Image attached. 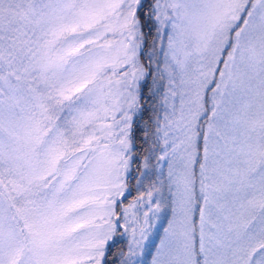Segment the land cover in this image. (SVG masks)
<instances>
[{
	"label": "snow or ice",
	"instance_id": "snow-or-ice-1",
	"mask_svg": "<svg viewBox=\"0 0 264 264\" xmlns=\"http://www.w3.org/2000/svg\"><path fill=\"white\" fill-rule=\"evenodd\" d=\"M0 264H264V0H0Z\"/></svg>",
	"mask_w": 264,
	"mask_h": 264
},
{
	"label": "rangeland",
	"instance_id": "rangeland-1",
	"mask_svg": "<svg viewBox=\"0 0 264 264\" xmlns=\"http://www.w3.org/2000/svg\"><path fill=\"white\" fill-rule=\"evenodd\" d=\"M134 169H135V166H134ZM138 175H139V173H137L135 176H138ZM132 184L137 187L136 180H134ZM145 187H146V185H145ZM134 198H135V196H133L132 198L128 197V199H127V201H125V203L130 202Z\"/></svg>",
	"mask_w": 264,
	"mask_h": 264
},
{
	"label": "trees",
	"instance_id": "trees-1",
	"mask_svg": "<svg viewBox=\"0 0 264 264\" xmlns=\"http://www.w3.org/2000/svg\"><path fill=\"white\" fill-rule=\"evenodd\" d=\"M113 251L115 252V251H116V249H113Z\"/></svg>",
	"mask_w": 264,
	"mask_h": 264
}]
</instances>
